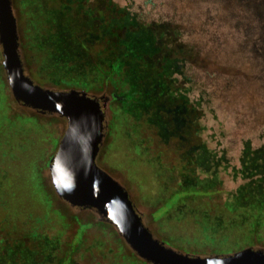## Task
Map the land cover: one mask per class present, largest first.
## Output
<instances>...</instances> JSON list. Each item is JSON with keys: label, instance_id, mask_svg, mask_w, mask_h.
I'll return each mask as SVG.
<instances>
[{"label": "trees", "instance_id": "1", "mask_svg": "<svg viewBox=\"0 0 264 264\" xmlns=\"http://www.w3.org/2000/svg\"><path fill=\"white\" fill-rule=\"evenodd\" d=\"M12 3L26 74L35 83L54 90L87 92L88 87L111 85L114 99L108 106V128L114 121L133 122V138L145 142L149 157L160 162L157 202L178 216L189 217L199 238L213 245L204 256L230 254L247 247L264 249V144L253 148L249 140L243 143L240 167L234 173L241 183L226 198L222 180L209 165L212 155L200 142L201 127L187 95L189 90L182 88L177 78L183 62L200 64L202 60L193 46L180 40V25L146 23L113 0ZM208 6L211 16L218 18L220 10L227 13L225 16L241 18L234 20L235 31L239 32L235 34V54L239 60H247L249 65L243 66L249 71L238 66L236 72L264 82V0H209ZM62 68L66 69L59 71L62 78L49 79L57 77ZM54 119L65 124L60 118ZM45 120L47 115L15 102L0 56V148L11 140L19 143L33 130L41 132ZM0 177L5 178L3 172ZM5 186L0 184V264H82L88 257L93 259L91 264H147L112 225L94 218L77 244H67L60 234L69 229L71 208L58 198L42 171L39 179L35 177L34 186L48 205V214L43 217L18 214L10 219V192ZM21 224L32 228L20 237L8 234L22 230ZM45 225H50V231L39 232ZM94 228L98 232L88 242L86 232ZM226 231H235L242 238L235 242V250L222 246ZM159 240L180 251L165 239Z\"/></svg>", "mask_w": 264, "mask_h": 264}, {"label": "rangeland", "instance_id": "2", "mask_svg": "<svg viewBox=\"0 0 264 264\" xmlns=\"http://www.w3.org/2000/svg\"><path fill=\"white\" fill-rule=\"evenodd\" d=\"M113 1L128 8L146 23H167V27L171 23L180 25V40L199 52V57L202 58L200 61L205 65L185 61L181 64V74L177 78L182 82V88L189 90L187 95L194 103L195 115L201 127L200 142L211 153L209 165L215 167L218 177L222 180L221 188L226 191V198L229 197L241 183L239 177L235 179L234 173L235 168L240 167L239 159L243 143L249 140L253 148H259L264 144V82L258 80L257 83L256 80H251L248 74L236 72L238 66H242L245 72L249 71L243 66L244 63L249 65L247 60L241 61L235 54V34L238 36L239 32L238 29L235 31L234 20L241 18L238 15L225 16L227 13L220 10H218L220 12L218 18L211 16L206 9L209 7V0ZM238 28L242 29V27ZM65 70L63 68L58 70V76L49 79L62 78L60 72ZM46 85L52 87L51 83ZM88 88L87 93L90 95L106 94L111 100L114 99L109 84H102L97 89ZM122 99L123 97H119V100ZM108 106L105 137L98 155L101 168L125 187L153 235L165 239L180 252L186 251L193 255L204 256L213 245L206 244L202 238H199L189 217L178 216L177 213L157 202L159 199L157 175L160 162L149 157L145 142L140 143L133 138L132 121L129 120V123L114 121L113 127L108 128L111 120ZM13 111L15 113L17 110L13 108ZM54 118L59 117L47 116V121H42L41 125H44V129L41 132L33 130L29 137L26 138L24 135L20 138L19 143L11 140L6 142V147L0 148V160H4V169L0 173L3 172L5 177H0L4 183L0 182V184L3 187L6 185L10 192L7 197L11 203L10 219L18 214H28L34 218L48 214V205L42 200V195L36 190L34 182L36 176L37 179L40 178L42 171V176L47 177L51 185L49 160L55 154L66 128V122L59 123ZM6 179L7 181H4ZM53 207L59 209L57 206ZM56 208L53 210H58ZM88 211L72 208L71 211L68 210L69 229L64 235L60 234L65 236L64 240L67 244H77L81 233L86 230L93 218L101 221L95 212ZM72 217L79 221L72 220ZM31 226L21 224L22 230L18 228L8 234L20 237V234L29 232ZM42 228L39 229L41 233L50 231V225ZM219 231L221 232L220 228ZM97 232L95 228L89 229L86 232V240L93 241ZM223 233L227 236L222 240L223 248L235 250L233 248L235 242H239L242 238L235 235V231ZM92 260L88 257L82 264H91Z\"/></svg>", "mask_w": 264, "mask_h": 264}, {"label": "water", "instance_id": "3", "mask_svg": "<svg viewBox=\"0 0 264 264\" xmlns=\"http://www.w3.org/2000/svg\"><path fill=\"white\" fill-rule=\"evenodd\" d=\"M0 49L1 66L15 102L66 122L48 164L51 185L60 200L72 209L95 212L147 264H264L261 248L199 256L180 252L153 235L125 187L97 164L111 97L76 89L54 90L35 83L23 66L12 0H0Z\"/></svg>", "mask_w": 264, "mask_h": 264}]
</instances>
